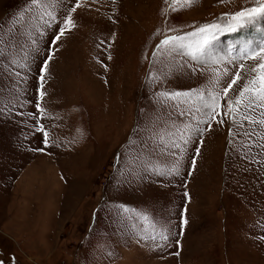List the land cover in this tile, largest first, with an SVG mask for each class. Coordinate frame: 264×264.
Here are the masks:
<instances>
[{
	"label": "rangeland",
	"instance_id": "1",
	"mask_svg": "<svg viewBox=\"0 0 264 264\" xmlns=\"http://www.w3.org/2000/svg\"><path fill=\"white\" fill-rule=\"evenodd\" d=\"M48 2L54 20L30 0H0V261L264 264V124H198L199 103L159 94L211 89L209 65L180 49L153 57L165 36L227 23L253 0H192L175 11L171 0H80L76 27L55 45L77 0ZM262 38L264 16L213 41L224 62L212 67L235 75L245 64L229 98L254 63L231 58ZM262 112L247 114L259 121Z\"/></svg>",
	"mask_w": 264,
	"mask_h": 264
},
{
	"label": "snow or ice",
	"instance_id": "2",
	"mask_svg": "<svg viewBox=\"0 0 264 264\" xmlns=\"http://www.w3.org/2000/svg\"><path fill=\"white\" fill-rule=\"evenodd\" d=\"M169 0H165L168 3ZM192 0H171L170 10L175 11L176 5L184 6L190 4ZM30 4L33 7H39L43 10V15L41 19L45 16L50 20H54L55 16L52 11L47 9L53 7L52 3L48 0H30ZM80 0L74 7H70L67 14L64 16L62 23L59 25V31L54 35L52 39V45H55L66 33L75 28V22L73 20V13L77 8L81 7ZM228 17L227 23H205L196 27L193 31L186 33L184 35H167L160 43L156 46V50L153 52V57L158 54H163L164 52L180 49L184 55L191 58V60L196 61L201 64H208L210 71L212 72V80L210 81L211 89L203 90H188L185 92H173V93H160L159 95L165 98L180 99L184 98L185 102L193 101V107L196 103H199L201 107L196 108V111L202 112V116L206 119H200L199 123H204L210 129L212 124L210 121L223 124L225 120L219 117H227L234 124L242 125L244 120H248L250 123H260L264 124V118L256 121L252 119L247 113L254 112L256 109L264 110V38H262L258 43L252 40L243 41L238 46L239 56L232 57L231 59H239L241 61H253V65L248 69L250 78H248L243 87L238 90V94L233 98H229L230 91L234 90V85H237L241 80L243 71L245 69V64L240 63L239 68L236 69L235 75H230L229 69L224 68L223 70L212 67L213 65L220 64L224 62L222 57H214L211 54V47L213 41L217 39L219 33L222 32H235L247 25H252L257 20L258 17L264 16V0H253L252 6L244 7L241 10L236 11L232 14H225ZM223 19V17L221 18ZM48 20H45V24ZM171 31V30H169ZM54 52L50 51L48 53V59L44 61L43 67H41L40 81L41 89L43 88L44 72L47 70L49 61L52 59ZM110 58V57H109ZM231 62V60L229 61ZM225 78H230L227 82V86L223 87L219 91L216 89L220 85L222 80ZM45 93L41 90L39 92L40 98H43ZM226 99L227 108L222 109L221 100ZM37 110L43 114L44 109L39 103L36 104ZM191 111V109H190ZM264 116V112H262ZM239 117V119H238ZM39 125V120H37ZM36 131L42 132L44 135V143H48V133L44 131L43 125L36 128ZM191 131L203 132L204 129L199 127L191 129ZM229 134H232L231 129H229ZM187 135V130L181 133V139ZM187 141H185L186 143ZM179 147V145H176ZM38 151H43V149H37ZM197 154H199V148L196 149ZM195 165V160L192 161ZM188 194L185 193V196ZM147 219V217H144ZM183 223H187L185 219ZM153 240L157 239L156 236L151 237ZM159 240H167V236L164 231L159 232ZM178 255V253H177ZM0 264H3L0 261Z\"/></svg>",
	"mask_w": 264,
	"mask_h": 264
}]
</instances>
